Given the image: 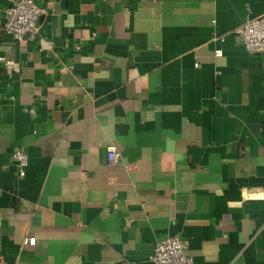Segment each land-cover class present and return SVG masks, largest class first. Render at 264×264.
<instances>
[{"label": "crops", "instance_id": "0c3cea01", "mask_svg": "<svg viewBox=\"0 0 264 264\" xmlns=\"http://www.w3.org/2000/svg\"><path fill=\"white\" fill-rule=\"evenodd\" d=\"M9 2L0 264H151L168 235L193 264H264V54L234 32L264 0H36L19 42Z\"/></svg>", "mask_w": 264, "mask_h": 264}, {"label": "built area", "instance_id": "2783aa9c", "mask_svg": "<svg viewBox=\"0 0 264 264\" xmlns=\"http://www.w3.org/2000/svg\"><path fill=\"white\" fill-rule=\"evenodd\" d=\"M45 13V7L39 5L36 0H10L3 10V33L18 42L24 39L35 40L40 33L37 20ZM234 32L248 52L264 54V13L247 18L234 29ZM46 44L51 46L52 41L46 40ZM78 48L76 46V49ZM220 53L219 49L215 51L216 55ZM0 62L5 65H13L12 61L6 60L3 56H0ZM29 112L33 113V109H29ZM118 157L117 148L114 145H109L107 147V163L112 165ZM11 160L16 166L17 175L23 177L28 163L27 153L22 149H16L11 154ZM24 241L32 245L35 238L27 237ZM188 246V239L179 235L162 237L156 241L149 260L151 264H193L192 258L185 253Z\"/></svg>", "mask_w": 264, "mask_h": 264}]
</instances>
